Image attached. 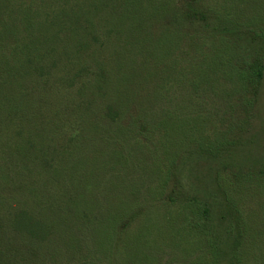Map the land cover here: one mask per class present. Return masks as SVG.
<instances>
[{
    "label": "trees",
    "instance_id": "1",
    "mask_svg": "<svg viewBox=\"0 0 264 264\" xmlns=\"http://www.w3.org/2000/svg\"><path fill=\"white\" fill-rule=\"evenodd\" d=\"M137 4L138 0H88L84 4L76 0L68 5L46 4L47 11L40 16L39 6L14 1L9 3L0 21L1 28L7 30L12 28L10 21L23 28L19 35H13V38H7L6 41H3L4 34L0 29V180L7 188L1 190L6 194L0 195L1 204L5 207V211L0 212V222H6L5 230L8 231L9 225L19 224V215L23 219L25 213L33 222L46 223L56 236L59 235L55 238L60 241L53 244L54 253L62 255L64 248L66 261L70 247L82 242L80 237L75 235L76 231L81 232L85 228L93 230L92 235L97 238L99 246H104L107 252L118 256L115 245L116 225L121 221L122 228L129 226L131 206L129 199H125L128 198L126 195L114 194L121 187V184L117 185L109 176V170L114 164L112 160L115 158L110 157L100 163L102 152L94 155L93 147L100 146L95 143L88 148L81 147L76 152L71 150L73 132L67 140L71 146L64 148V151L60 150L56 142L63 140L60 141L55 124L51 122L49 114H37V108L50 104L47 101L56 100L59 103L56 105L59 111L69 117L73 111L85 104V108H88L95 118L99 116V110L106 108L108 114L103 112L101 117L103 120L107 119L105 123L110 127L107 131H125L124 135L128 138L126 143L130 149V139L136 128H139L137 132L140 134L153 128L154 131L149 132L152 138L159 134L166 138V129L169 127L172 133H182V137L187 136L192 142H196L198 151L212 156L221 154L228 146L237 143L247 126H251L250 119L254 117L252 112L256 108L259 87L264 76L263 59L258 53H239L228 57L227 26L218 30L221 35L214 36L212 40L209 36H197L196 52H181L188 64L185 68L186 80L193 90L203 89L211 95V98L202 99L200 104V99L195 100V105L183 104L186 109L194 111L200 105L208 109V114L191 113L176 118L173 114L166 113L168 108L162 107L160 110L165 111L166 117L153 126L149 124L148 116L141 113L148 115L139 98L129 102L127 79L119 74L114 75L116 66L108 60L110 58H103L104 53L111 51L113 45L119 47L122 36L128 38L125 32L131 35L136 25L144 27L142 20L135 18L139 15L137 11L143 8L142 0ZM163 8L166 9V6ZM209 14L217 16L223 23L226 21L223 15H219L217 10L209 7L203 0H190L187 9H180L171 17L174 22L186 21L190 26H195L207 23ZM47 26L53 27L54 32L48 37L42 32ZM243 26L247 27L248 34L253 35V41L264 40V18ZM165 46L166 44L159 40H155L153 45L154 48L161 49ZM170 49L171 47L168 50ZM114 54L118 52H113L112 59ZM132 57L124 55V58L120 59L121 67H136L132 63ZM72 64L76 70L70 77L68 70L73 69L70 68ZM77 81L81 87H78L77 92L61 90L60 82L70 83L73 87ZM156 88H147L149 95L143 94V99L152 96ZM121 97H125L128 102ZM129 108L139 113L130 114ZM150 108L148 111L152 112L153 106ZM71 121H75V118ZM51 145L56 147L52 156ZM114 149L115 146L111 147L110 151L113 150L111 154L116 156ZM176 151L171 153L169 149L165 150L166 159L162 163L168 166L165 180L167 184L180 156L179 152L174 154ZM58 155L66 159V164L63 162L64 166L61 167L62 180L57 184L54 180H46L43 189L42 179L46 174H50L48 171L55 169L54 162ZM152 158L158 161H155L154 165L160 167V154L157 150L152 153ZM256 173L259 177L256 182L264 183V169L246 175L234 174L231 179H228V173L217 176L218 188L234 212H238L240 208L236 205V200L229 195V192H232L230 188L233 185L240 186L242 181L246 180L245 177L249 179ZM167 184L162 183L161 188L156 190L158 193L152 194L155 200L165 193ZM23 189L29 194L22 193ZM166 189L168 191V188ZM153 192L155 191L151 188V193ZM63 198L65 202H62ZM118 199L120 206L116 210L114 208ZM189 200L184 204H188L187 209L195 216V222H190L193 227L200 228L199 232L204 235L205 227L209 225L205 222L208 209L199 205L201 202L195 198ZM124 218L126 219L123 220ZM103 228L107 231L104 241L100 240ZM10 233L25 239V243L32 241L25 229L19 230L16 227V232ZM7 234L9 233L6 232L5 235ZM204 240L208 241L210 248L209 260L205 264H220L217 242L205 236ZM42 249L43 245L41 253ZM236 261L237 264H244L240 258ZM40 263L45 264L43 260Z\"/></svg>",
    "mask_w": 264,
    "mask_h": 264
},
{
    "label": "rangeland",
    "instance_id": "2",
    "mask_svg": "<svg viewBox=\"0 0 264 264\" xmlns=\"http://www.w3.org/2000/svg\"><path fill=\"white\" fill-rule=\"evenodd\" d=\"M14 1L39 6L40 16H42L47 11L46 4L50 6L52 4L68 5L76 0H22L23 2L21 0H0V21L9 3ZM78 1L84 4L88 0ZM203 1L217 10L219 15H223L226 18L225 23L212 14L208 15L209 21L205 24L190 26L186 21L174 22L172 14L180 9H187L190 0H142L143 8L137 11L139 15L135 18L142 20L144 27L136 25L131 35L125 32L128 38L122 36L118 48L113 45L111 51L104 53L103 58H110L108 60L116 66L113 74L116 76L119 74L127 79L129 102L136 97L139 98L141 106H145L148 115L140 112L148 116L147 121L152 126L166 117L167 114L164 116L165 111L160 110L162 107L168 108L166 113L173 114L176 118L191 113L208 114V109L200 105L195 107L194 111L186 109L183 104L195 105V100L199 99L200 104L202 99L211 98V95L203 89L193 90L186 80L187 70L185 68L188 64L181 52L183 50L196 52L197 36H209L212 40L214 36L221 35L218 30L228 26V57L239 53L248 55L258 53L264 63V40L253 41V35L248 34L247 27L243 26L264 18V0ZM163 6H166L168 12ZM10 26H12L10 30L0 26L4 34L3 41L23 31V28L11 21ZM42 32L47 37L51 36L53 27L47 26ZM155 40L162 41L166 46L162 49L154 48ZM170 47L171 49L168 50ZM115 51L118 54H114V59H112L111 55ZM124 55L133 56L132 63L136 67L133 69L121 67L120 59H123ZM77 63L78 66L81 65L78 60ZM108 64L111 67V64ZM71 67L73 69L68 70L70 77L76 70L73 64L70 65ZM59 84L63 92L67 89L77 92L81 88L78 81L73 87L70 83L60 82ZM216 86L219 85L216 84ZM229 86L230 83H228ZM155 87L157 88L154 93L152 92V96L144 100L143 94L149 95L146 89ZM121 98L127 100L125 97ZM47 102L50 104L37 108L36 113L50 115L51 122L55 124L53 125L57 133L59 132L60 141L63 140L56 142L60 150L64 151V148L71 146L67 140L73 132L74 141L70 147L71 150L76 152L81 147L88 148L95 143L100 146H92L94 155L102 152L100 163L109 160L110 157L115 158L112 160L114 164L109 170V176L117 185L121 184L120 190L115 191L114 194H124L128 197L125 199L130 201L131 211L128 218L131 221L127 228H122L121 221L116 225L115 245L118 256L107 252L104 246L98 245L97 238L92 235V229L88 230L80 225L85 229L81 232L76 231L75 235L80 237L82 242L70 247L71 251L68 252L66 261L64 248L62 255L54 253L53 244L60 241L55 238L59 235L56 236L46 223L33 222L23 213V219L19 215V224L13 226L8 224V231L5 230L6 222H0V264H41L42 260L45 264H205L209 260L210 248L204 236L217 242L220 264H237V258L242 259L244 264H264V183L256 182V178L259 179L256 173L249 179L245 177L246 180L242 181L240 186L233 185L229 195L237 201L235 203L240 208L238 212H234L229 208L218 188L217 177L228 173V179H231L234 174L246 175L249 172H259L264 169V76L259 87L257 105L252 112L254 117L250 119L251 126H247L237 143L228 146L216 156L198 151L195 147L196 142H192L187 136L182 137V133H172L169 127H167L168 130L166 129V138L164 135L159 136L161 134L156 131L155 133L159 135L152 138L149 132L154 131L153 128L141 134L137 132L139 128H136L130 139L132 145L130 149L126 143L128 138L124 135L125 131H107L110 128L107 127L108 123H105L107 119L103 120L101 115L103 112L108 114V109L99 110V116L95 118L84 104L68 117L59 111V107L56 106L59 103L56 100ZM151 106H153L152 112H149L148 109H151ZM128 110L133 115L139 113L133 108ZM74 118L75 121L72 122ZM95 132L97 134H93ZM111 135L114 136L108 138ZM114 146L116 156L111 154L113 150L110 151ZM166 149H169L171 153L177 150L174 154L177 152L180 154L168 184L165 182L168 166L162 163L166 159ZM55 150L56 147L53 148L51 145L50 156ZM155 150L160 154V167L154 165L157 160L152 158V153ZM65 161L66 159L61 155L56 156L55 169L48 171L51 175L46 174L42 179L43 189L46 180L51 182L54 180L56 184L62 180L61 167L64 166L63 162L66 164ZM162 183L167 184L165 193L159 194L161 196L155 200L152 194L158 193L156 190L161 188ZM151 188L155 192L151 193ZM1 190H7V188L0 180V195L6 194ZM96 191L98 192V189ZM22 193L29 194L26 189H23ZM193 198L201 202L199 205L203 208L208 209L205 222L209 225L205 227L204 235L199 232L200 228L193 227L190 222H195V216L186 205L189 199ZM186 201L187 203L184 204ZM1 202L2 199H0V212H4L5 207ZM62 202H65V198ZM119 206L118 199L114 209L117 210ZM16 227L19 230L25 229L32 241L25 243V239L10 233L16 232ZM6 232L9 234L5 235ZM101 232L100 240L104 241L107 231L103 228ZM41 245H43L42 253Z\"/></svg>",
    "mask_w": 264,
    "mask_h": 264
}]
</instances>
